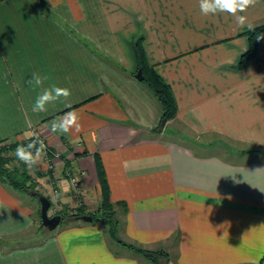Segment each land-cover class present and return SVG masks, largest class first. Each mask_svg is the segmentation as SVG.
Instances as JSON below:
<instances>
[{
	"label": "crops",
	"instance_id": "crops-1",
	"mask_svg": "<svg viewBox=\"0 0 264 264\" xmlns=\"http://www.w3.org/2000/svg\"><path fill=\"white\" fill-rule=\"evenodd\" d=\"M241 15L264 22V0ZM244 28L198 0H0V141L43 136L94 209L99 158L116 214L114 236L75 216L31 234L32 205L0 183V264H264V40L236 67ZM139 36L175 96V128L135 77ZM33 73L71 96L34 113ZM73 110L80 130L52 132Z\"/></svg>",
	"mask_w": 264,
	"mask_h": 264
},
{
	"label": "trees",
	"instance_id": "trees-1",
	"mask_svg": "<svg viewBox=\"0 0 264 264\" xmlns=\"http://www.w3.org/2000/svg\"><path fill=\"white\" fill-rule=\"evenodd\" d=\"M254 30L244 28L238 32V35L245 36L248 41L247 49L241 54L236 67H242L247 59H249L257 48L258 35H264V22L253 25ZM133 50L137 60V70L141 69L143 74V82L153 92L162 106L161 124L165 125L169 120L174 119L177 115V103L170 85L154 70V67L147 61L145 51L142 45V36L137 37L133 43ZM32 140L29 137L22 141H0V183L7 184L20 192H27L33 197L39 193L34 189L35 180L29 169L15 156V150L20 145H27ZM13 153V154H10ZM65 165L67 163L65 162ZM95 166L97 171L98 184L100 187V201L98 208L94 212L86 213L85 207L81 206L76 209V212L71 216H79L81 214H89L93 218V222H103L107 225L111 235H115L116 214L109 199V188L105 172L102 168L99 158H95ZM69 169V166H66ZM38 201V200H37ZM60 214V213H59ZM62 218L64 215L60 214ZM137 251L144 253L154 262H158L162 251L150 252L141 248H136Z\"/></svg>",
	"mask_w": 264,
	"mask_h": 264
},
{
	"label": "clouds",
	"instance_id": "clouds-1",
	"mask_svg": "<svg viewBox=\"0 0 264 264\" xmlns=\"http://www.w3.org/2000/svg\"><path fill=\"white\" fill-rule=\"evenodd\" d=\"M199 9L203 16L217 15L226 13L235 18V22L239 27H247L249 30H254V26L248 22L245 13L250 7L255 6L258 0H198ZM257 41L264 40V35H258ZM46 76H41L39 73H33L31 79L27 83L33 88H41L42 91L37 95L32 106L34 113L44 112L49 104L55 103L61 98L67 100L71 96V90L66 87L51 85L43 87ZM70 107V105H69ZM79 115L76 111H67L63 116L51 122V131L54 133L67 134L72 129L80 130ZM29 126L30 123H29ZM32 140L27 145H20L15 150V156L18 161L22 162L29 170L42 162L46 155V146L43 141L36 137L35 133H27ZM67 191V189H65Z\"/></svg>",
	"mask_w": 264,
	"mask_h": 264
},
{
	"label": "rangeland",
	"instance_id": "rangeland-1",
	"mask_svg": "<svg viewBox=\"0 0 264 264\" xmlns=\"http://www.w3.org/2000/svg\"><path fill=\"white\" fill-rule=\"evenodd\" d=\"M173 122L174 120H169L167 122V126H174L175 128L176 125H170L173 124ZM33 133H35L36 137H38L39 140L43 141L44 145L46 146V155L43 157L40 164L34 166L29 171L36 183L34 189L46 196H48L49 194L53 195L54 203L53 206L49 209V214L53 215L56 213H60L64 215L63 218H65L74 214L76 212V209L81 206L85 207L86 213L94 212L96 209L91 206V201L85 196V191L81 189L80 192L77 193L73 189L72 184L66 174L68 169H66L65 160L61 157L60 152L57 151V149L51 147L43 136L37 134L36 132ZM22 140L23 139H20L19 141ZM63 179H66L67 183L64 184L63 187H60V183ZM65 186H69V188L67 189L68 191H65ZM56 194L60 198L58 202H56V199L54 197V195ZM22 197L27 201V203H30L32 205L33 211L31 212L35 218V225L33 226V229L30 233L33 234L37 228H44L40 223L39 203L35 197L31 196L27 192H23ZM69 201L72 203L70 204ZM162 261L163 259H158L159 263H161Z\"/></svg>",
	"mask_w": 264,
	"mask_h": 264
},
{
	"label": "water",
	"instance_id": "water-1",
	"mask_svg": "<svg viewBox=\"0 0 264 264\" xmlns=\"http://www.w3.org/2000/svg\"><path fill=\"white\" fill-rule=\"evenodd\" d=\"M135 77L138 80H143V74L141 69H138L137 72L135 73ZM37 200L39 202V216L41 219L42 225L47 229V230H53L61 221L62 217L60 214H49V208L51 206V201L50 199L41 193L36 194ZM76 218H80L84 221H92L93 218L89 214H81L79 216H76Z\"/></svg>",
	"mask_w": 264,
	"mask_h": 264
},
{
	"label": "built area",
	"instance_id": "built-area-1",
	"mask_svg": "<svg viewBox=\"0 0 264 264\" xmlns=\"http://www.w3.org/2000/svg\"><path fill=\"white\" fill-rule=\"evenodd\" d=\"M69 181L72 184L73 189L79 193L81 189H83V181L79 174L75 173L72 168H69L66 172ZM84 190V189H83Z\"/></svg>",
	"mask_w": 264,
	"mask_h": 264
}]
</instances>
